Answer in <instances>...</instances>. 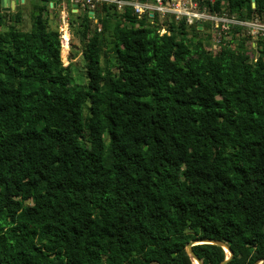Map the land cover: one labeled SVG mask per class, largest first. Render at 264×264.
<instances>
[{
	"label": "trees",
	"instance_id": "obj_1",
	"mask_svg": "<svg viewBox=\"0 0 264 264\" xmlns=\"http://www.w3.org/2000/svg\"><path fill=\"white\" fill-rule=\"evenodd\" d=\"M195 1L264 13V0ZM58 5L35 0L28 30L0 7V264H193L197 238L224 243L223 264L264 258V38L249 57L235 27L211 52L183 19L100 4L93 28L70 13L82 87L49 26Z\"/></svg>",
	"mask_w": 264,
	"mask_h": 264
},
{
	"label": "built area",
	"instance_id": "obj_2",
	"mask_svg": "<svg viewBox=\"0 0 264 264\" xmlns=\"http://www.w3.org/2000/svg\"><path fill=\"white\" fill-rule=\"evenodd\" d=\"M17 1L20 3L19 0ZM50 4L52 5V2ZM100 4L112 5L118 12H122L128 7L136 19H141L144 15L151 17L155 13L159 21L166 15H170L175 20L183 19L186 25H194L197 29L207 27L213 34L211 42L218 48L222 43V39L227 40L231 30L235 27H238L245 36L250 38L247 46L249 54H256L257 40L264 38V16L240 19L236 14L209 10L205 6L199 7L195 0H59L57 31L60 50L63 44H66L69 48L70 13L88 11L89 18L94 24L96 20L93 18V10ZM99 29L97 24L96 30L99 31ZM158 32L160 34L165 33L166 29L161 26ZM251 38H256V40L252 41Z\"/></svg>",
	"mask_w": 264,
	"mask_h": 264
},
{
	"label": "rangeland",
	"instance_id": "obj_3",
	"mask_svg": "<svg viewBox=\"0 0 264 264\" xmlns=\"http://www.w3.org/2000/svg\"><path fill=\"white\" fill-rule=\"evenodd\" d=\"M34 3H35V0H23L22 2L15 4L13 10L10 11L9 15L7 16V19H6L7 23L10 25L14 24L13 23V11H15L17 8V10L20 13V20L18 23L14 24V25L19 29L28 30L30 28V13L32 10V4H34ZM46 15L48 16V19H49V26L51 28H55V27L57 28V25L59 23L58 10H57V13H54V11H52V10H48L46 12ZM72 15H75V14H72ZM261 16H264V13ZM77 25H78L77 21L70 23V27H69L70 40H69V48L67 51L68 56L66 53V55L64 57L66 59V61L63 65L64 66L69 65L70 74H71L72 78L74 79V82L76 84L82 86V87H85V85L87 83V78H86L85 72H84V59L82 56V51H83V47H84V43H85L86 39H82L80 37V35L77 33ZM91 26L93 28V26H94L93 21H91ZM237 32H238L237 34L234 33V35H232V37H234V39L230 40L232 45H234L236 43L237 39L245 37V34L242 31L238 30ZM231 33H230V36H231ZM200 34L201 35L209 34L210 41H211V39H213V34L209 30V28H207V27H205L203 32H201ZM230 36L227 38L228 41H229ZM106 38L108 41H110V34H108L106 36ZM247 38L248 39L246 40V44L248 46L250 38L249 37H247ZM251 40L255 41L256 38H251ZM217 49H218V46H216V45H214V43H212V45L207 50H210L211 52H215ZM254 54L248 53L249 57L255 56ZM59 55H60V50H59Z\"/></svg>",
	"mask_w": 264,
	"mask_h": 264
},
{
	"label": "water",
	"instance_id": "obj_4",
	"mask_svg": "<svg viewBox=\"0 0 264 264\" xmlns=\"http://www.w3.org/2000/svg\"><path fill=\"white\" fill-rule=\"evenodd\" d=\"M17 3H18L17 0H0V7L2 8V10H5V11L13 10L15 4ZM201 243H215V244H219L222 246V248L224 249V251L228 253V255L225 257V260L221 262L220 264H223L232 255V252L229 250V248L222 242H219L213 239H198L197 238V239H193L189 241L185 246L186 250L188 251L189 255L193 258V260L195 259L198 261V259L195 257V255L191 251V246L195 244H201ZM263 262H264V258L257 260L256 262L252 264H262Z\"/></svg>",
	"mask_w": 264,
	"mask_h": 264
},
{
	"label": "crops",
	"instance_id": "obj_5",
	"mask_svg": "<svg viewBox=\"0 0 264 264\" xmlns=\"http://www.w3.org/2000/svg\"><path fill=\"white\" fill-rule=\"evenodd\" d=\"M20 2H22L23 0H19ZM51 5V4H50ZM51 6H54V3L52 2V5ZM209 47L212 45V43H208Z\"/></svg>",
	"mask_w": 264,
	"mask_h": 264
},
{
	"label": "bare ground",
	"instance_id": "obj_6",
	"mask_svg": "<svg viewBox=\"0 0 264 264\" xmlns=\"http://www.w3.org/2000/svg\"><path fill=\"white\" fill-rule=\"evenodd\" d=\"M193 264H197V262L195 261V259L193 260Z\"/></svg>",
	"mask_w": 264,
	"mask_h": 264
}]
</instances>
